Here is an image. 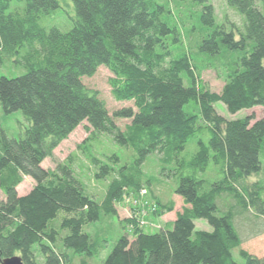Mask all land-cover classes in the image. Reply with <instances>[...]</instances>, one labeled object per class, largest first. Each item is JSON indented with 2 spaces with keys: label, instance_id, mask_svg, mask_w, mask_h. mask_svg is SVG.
Masks as SVG:
<instances>
[{
  "label": "trees",
  "instance_id": "16d2710c",
  "mask_svg": "<svg viewBox=\"0 0 264 264\" xmlns=\"http://www.w3.org/2000/svg\"><path fill=\"white\" fill-rule=\"evenodd\" d=\"M210 1L74 0L77 18L63 32L41 24L58 0H0V65L11 60L25 70L0 78V105L29 123L19 139L0 126V264L14 256L25 264L98 262L85 228L117 217L126 191H140L142 166L152 154L161 176L178 182L182 207L159 206V214H175L174 221L154 234L137 228L133 239L121 236L101 264H264V257L241 248L236 227L237 216L249 211L264 218V181L248 183L263 169L264 116L227 120L215 109L222 103L236 114L264 106V4L226 0L244 19L239 28L219 22ZM182 5L196 24H185ZM102 66L113 74L114 99L135 109L111 117L98 93L85 87L82 79ZM209 69L225 74L220 93L202 80ZM115 119L129 123L122 129ZM84 122L90 136L80 148L95 179L108 181L101 202L69 163L55 171L42 167ZM102 135L133 150V162L122 163L112 152L98 159L91 142ZM193 138L198 150L185 157ZM24 177L36 185L19 196ZM224 196L235 205L222 211ZM197 220L213 230H196Z\"/></svg>",
  "mask_w": 264,
  "mask_h": 264
},
{
  "label": "rangeland",
  "instance_id": "374dc122",
  "mask_svg": "<svg viewBox=\"0 0 264 264\" xmlns=\"http://www.w3.org/2000/svg\"><path fill=\"white\" fill-rule=\"evenodd\" d=\"M59 8L51 15L42 19L41 24L47 29L57 28L63 32L72 29L74 21L77 18L74 0H58ZM258 7H262L264 0H256ZM216 13L217 20L221 23L228 21L242 28L244 19L236 10L229 7L226 0H211ZM177 7V4H176ZM181 16L187 21L184 11L186 7L182 5ZM197 23V18H190L189 25ZM189 25L185 26L188 30ZM187 40H193L189 37ZM25 73L22 67L14 65L11 60H7L0 65V78H16ZM113 77L111 71L102 66L99 67L96 74L92 77L82 79L85 87L98 93L101 100L107 106L109 114L113 117L114 113L123 108H134L133 102H118L112 95L110 79ZM203 82L212 92L220 93L224 83L225 74L222 70H206L202 75ZM135 109V108H134ZM217 113L227 120L241 119L247 116L253 117L256 121L264 116V106L255 107L250 110H242L236 114L228 112L222 103L215 104ZM116 124L122 129L129 123L128 120L115 119ZM29 123L20 111L6 115L0 105V126L10 138L19 139L25 132ZM88 124L84 122L80 125L67 140L63 141L53 153L51 158H47L42 167L46 170L55 171L58 165L69 163L75 172L77 179L81 180L91 191L98 202H101L105 196L108 181L95 179V168L81 150V146L87 141L90 132L87 130ZM208 138V135L206 139ZM92 143V152L98 159H104V154L110 152L116 153L122 163L133 162L135 153L133 150L115 144L108 135H102L98 141ZM198 150V139L193 138L189 141L183 156L191 157ZM262 171L250 177L248 183L264 181V158H262ZM143 182L140 191H126L123 199L117 203V217L107 221V223H95L85 228L95 241L99 251L97 261L93 264H101L112 251L116 241L123 235L128 234L133 239V232L138 228L147 234H154L160 229L169 226L174 221L175 214H159V206L168 205L175 202V210L182 207V199L176 195L175 189L178 182L174 179L169 180L161 176V164L157 154L149 155L142 166ZM207 175V174H206ZM36 185L30 177H24L22 184L17 188L19 196L28 194ZM5 200V196L0 190V202ZM219 206L222 211L228 210L235 205V201L230 197L224 196L219 200ZM196 230L211 232L213 228L206 220H197L195 222ZM236 227L242 239L241 248L251 255L259 258L264 257V218L257 217L252 211L242 216H237ZM234 259L243 263L238 253L234 252ZM92 262V261H91Z\"/></svg>",
  "mask_w": 264,
  "mask_h": 264
},
{
  "label": "water",
  "instance_id": "95a60500",
  "mask_svg": "<svg viewBox=\"0 0 264 264\" xmlns=\"http://www.w3.org/2000/svg\"><path fill=\"white\" fill-rule=\"evenodd\" d=\"M1 264H25L22 259L18 256H14L11 258H6L1 260Z\"/></svg>",
  "mask_w": 264,
  "mask_h": 264
}]
</instances>
